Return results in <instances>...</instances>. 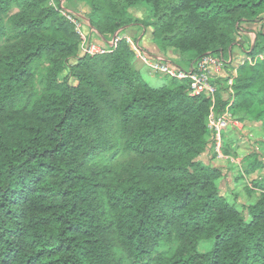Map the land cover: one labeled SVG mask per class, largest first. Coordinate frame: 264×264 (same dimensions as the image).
Returning a JSON list of instances; mask_svg holds the SVG:
<instances>
[{"label": "trees", "instance_id": "16d2710c", "mask_svg": "<svg viewBox=\"0 0 264 264\" xmlns=\"http://www.w3.org/2000/svg\"><path fill=\"white\" fill-rule=\"evenodd\" d=\"M49 1L0 0V264H264V192L247 218L201 159L211 99L187 79L150 84L125 39L81 53ZM84 1L100 35L152 26L184 68L264 23V0ZM139 3L150 21H132ZM245 52L257 61L239 68L231 110L264 126V30ZM163 243L175 245L157 253Z\"/></svg>", "mask_w": 264, "mask_h": 264}, {"label": "crops", "instance_id": "0c3cea01", "mask_svg": "<svg viewBox=\"0 0 264 264\" xmlns=\"http://www.w3.org/2000/svg\"><path fill=\"white\" fill-rule=\"evenodd\" d=\"M61 1L71 10H85V16L91 11V5L84 0H59V2ZM139 6H141V3L137 4L133 10ZM134 17L139 20H146L145 16L143 15L141 17L140 13L134 14ZM263 30V22L243 23L242 30L239 32L240 34L237 33L234 35L235 41L232 47L229 48L228 56L231 54H243V52L254 45L257 34ZM86 31L91 35L93 40L107 45L112 43L116 35V33L106 36L100 35L95 28L90 27L87 21ZM117 34H128L132 37L139 34L138 41L149 52L156 55H163L167 59L177 62L181 58L177 51L173 49L162 50L158 46L153 40L152 26L144 27L141 23L133 22L123 27ZM261 57L263 56L261 55ZM135 61V67L141 71L144 78L150 84L154 86L164 84L163 77L152 75L142 61ZM239 115L247 118L244 121L241 120L243 129L231 128L225 133L224 138V152L227 155L234 156L237 162H230L226 158H216L213 148L210 147L203 153L201 159L204 163L221 169L222 176L217 179L219 189L239 210L244 211L242 209L244 207L248 211L249 205L255 204L260 199L262 192H264V187L261 186L264 184V150L262 148L264 147V137L259 128L264 129V126H262L260 121L253 119V114L242 111Z\"/></svg>", "mask_w": 264, "mask_h": 264}, {"label": "built area", "instance_id": "2783aa9c", "mask_svg": "<svg viewBox=\"0 0 264 264\" xmlns=\"http://www.w3.org/2000/svg\"><path fill=\"white\" fill-rule=\"evenodd\" d=\"M49 4L59 9L74 25L75 31L81 38V53L90 55L105 53L116 46L119 40L125 39L134 51L136 60L142 61L152 75L190 80V95H206L212 101L208 129L210 147L213 148L215 157L218 159L226 158L233 163L237 162L234 156L224 152V135L231 128L243 129L242 121L231 110L235 100L234 84L239 68L246 62L254 64L257 57H251L246 52L244 55L231 54L227 57L222 53L219 55L209 53L184 68L163 55L149 52L137 39L128 34H117L110 45L95 41L86 31L85 10H71L62 1L54 3V0H50ZM219 93L225 102V106L220 111L217 110V95Z\"/></svg>", "mask_w": 264, "mask_h": 264}, {"label": "rangeland", "instance_id": "374dc122", "mask_svg": "<svg viewBox=\"0 0 264 264\" xmlns=\"http://www.w3.org/2000/svg\"><path fill=\"white\" fill-rule=\"evenodd\" d=\"M54 3H59V0H55L54 1ZM15 11H17V10H19V8H16L15 7V9H14ZM136 13H140V15H141V17L144 15L145 16V18L146 19H148V21H150L152 18H153V12H152V9H151V7L150 6H148V5H146V4H141V6H139L138 8H136L135 10H133V8H132V11L129 13L130 14V17L133 19L132 21H134V14H136ZM145 21H147V20H145ZM88 22V21H87ZM249 29H252V28H249ZM88 33V32H87ZM240 34V33H239ZM138 36H140L139 34H136V36L134 37V38H136L137 40H138ZM253 37V36H252ZM5 43H4V39L3 38H0V48L4 45ZM245 54V52H243V55ZM180 60L183 62V60L184 59H182V58H180ZM170 61H172V60H170ZM173 63H175V64H177V65H179V66H181L180 64H179V62H177V61H172ZM181 67H183V66H181ZM146 71V70H145ZM154 76H157V75H154ZM157 77H159V76H157ZM264 111V110H263ZM257 112V111H256ZM260 129H261V131H262V133H263V137H264V129L263 128H261V127H259ZM263 146V145H262ZM263 148V150H264V147H262ZM118 161H124L126 158H127V156H126V153H123V154H121V155H119L118 156ZM263 173H264V171H263ZM240 207V206H239ZM243 210H244V214H245V216L248 218V215H249V213H248V211L247 210H245V208L243 207L242 208ZM174 243H171V244H167V243H163L160 247H158V249H157V253H161V252H166V251H169L171 248H173L174 247ZM210 248V243H208V242H202L200 245H199V249H200V251H202V252H205V251H207L208 249Z\"/></svg>", "mask_w": 264, "mask_h": 264}, {"label": "water", "instance_id": "95a60500", "mask_svg": "<svg viewBox=\"0 0 264 264\" xmlns=\"http://www.w3.org/2000/svg\"><path fill=\"white\" fill-rule=\"evenodd\" d=\"M116 35H117V33H116ZM116 35H115V36H116Z\"/></svg>", "mask_w": 264, "mask_h": 264}]
</instances>
